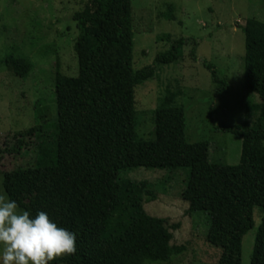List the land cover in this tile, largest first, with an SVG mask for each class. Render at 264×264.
I'll return each instance as SVG.
<instances>
[{
	"label": "trees",
	"instance_id": "16d2710c",
	"mask_svg": "<svg viewBox=\"0 0 264 264\" xmlns=\"http://www.w3.org/2000/svg\"><path fill=\"white\" fill-rule=\"evenodd\" d=\"M74 20L82 30L74 47L79 75L67 77L58 66L56 118L17 136L16 153L33 148L35 162L4 176L7 194L18 207L37 193L26 211L32 217L44 211L59 227L75 233L76 253L50 264L166 262L185 250L172 244V231L181 223L170 225L149 215L142 191L122 196L121 173L136 167L191 169L190 212L210 215L207 241L222 249L219 264H242L243 238L254 227L255 209H261L251 264H264V22L250 18L241 27L246 39L244 86L262 103L248 106L247 121L239 125L217 124L211 116L217 131L243 139L241 162L231 166L211 161L208 142L187 141L182 106L156 110L154 139H141L136 131V88L155 77L157 64L177 62L180 48L189 41L198 61L195 39L181 38L153 65L135 70L131 0H88ZM4 62L20 78L31 70L20 58ZM204 66L223 84L219 92H228L212 65ZM254 112L260 115L252 124ZM8 151L0 147L3 156Z\"/></svg>",
	"mask_w": 264,
	"mask_h": 264
},
{
	"label": "rangeland",
	"instance_id": "374dc122",
	"mask_svg": "<svg viewBox=\"0 0 264 264\" xmlns=\"http://www.w3.org/2000/svg\"><path fill=\"white\" fill-rule=\"evenodd\" d=\"M88 0H0V190L7 194L5 172L29 168L35 162L33 148L17 152V136L57 116L55 77L79 75L75 43L81 34L75 13ZM134 33L133 67L153 65L157 56L171 50L181 38L195 39L180 48V58L172 64H157L155 77L135 90L136 131L141 139H154L156 110L163 106L185 109L189 143L208 142L211 161L239 165L243 139L217 131V124L234 126L247 121V107L261 104V98L244 86L246 39L241 29L247 19L264 22V0H131ZM14 57L31 67L26 78L18 77L4 61ZM225 81L228 92H219ZM213 109V112H211ZM254 112L253 124L259 117ZM264 125V123H263ZM16 150V151H15ZM2 157V160H1ZM122 196L142 191L144 208L169 224L175 246L185 250L166 262L145 264H219L222 249L210 244L207 235L211 217L190 212L193 196L191 169L131 168L120 179ZM148 192H151V196ZM45 193V191H43ZM32 195L18 210L36 198ZM9 197V195L7 194ZM262 223L261 209H255L254 227L244 236L242 264H251L256 237Z\"/></svg>",
	"mask_w": 264,
	"mask_h": 264
},
{
	"label": "clouds",
	"instance_id": "9594fccd",
	"mask_svg": "<svg viewBox=\"0 0 264 264\" xmlns=\"http://www.w3.org/2000/svg\"><path fill=\"white\" fill-rule=\"evenodd\" d=\"M76 251L75 233L44 211L32 217L18 210L16 201L0 190V264H50Z\"/></svg>",
	"mask_w": 264,
	"mask_h": 264
}]
</instances>
